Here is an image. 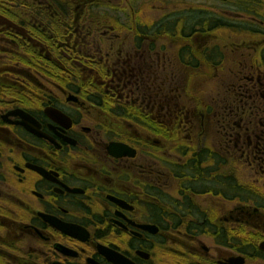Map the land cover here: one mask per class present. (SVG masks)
Segmentation results:
<instances>
[{
  "label": "flooded vegetation",
  "instance_id": "1",
  "mask_svg": "<svg viewBox=\"0 0 264 264\" xmlns=\"http://www.w3.org/2000/svg\"><path fill=\"white\" fill-rule=\"evenodd\" d=\"M119 5L110 0L124 25L139 24L136 43L50 38L48 23L0 29V264H264V212L243 206L241 185L180 173L202 151L192 148L210 116L168 114L175 93L193 94L195 110L223 111L235 147L264 153V0ZM142 23L175 24L150 38ZM206 23L234 38V70L209 57ZM72 48L79 54H65ZM204 87L217 98L199 97ZM184 132L191 149L180 151Z\"/></svg>",
  "mask_w": 264,
  "mask_h": 264
},
{
  "label": "trees",
  "instance_id": "2",
  "mask_svg": "<svg viewBox=\"0 0 264 264\" xmlns=\"http://www.w3.org/2000/svg\"><path fill=\"white\" fill-rule=\"evenodd\" d=\"M41 4L44 3L46 7L41 5L33 6V9L28 8V0H0V8L9 14L12 19H9L3 15H0V29H7L6 27L10 26V23H48L49 27V36L63 38V39H75L78 37H89V38H98V46L104 45V39L111 38V31L115 29H123L120 23H116L114 19L111 17V14L116 17L117 15L123 14L122 12H116L113 10L119 8H111L109 6L110 0H38ZM70 8L69 5L73 4ZM96 4L97 5V13L94 8H89L88 6L84 7V4ZM83 5V6H79ZM60 5V6H59ZM76 7V8H75ZM113 9V10H111ZM5 17L6 20H3ZM96 17L95 23H90V21ZM32 18L33 21L30 19ZM100 23H109L110 26H99ZM122 23V22H121ZM154 24V23H152ZM157 24L164 23H155L153 26L145 25V30L156 31L155 26ZM107 25V24H106ZM162 27V26H159ZM213 28V27H211ZM161 34L169 35L170 31H157ZM99 36V37H98ZM112 44L115 42H111ZM70 42H65V46L68 47ZM73 49V48H72ZM65 54H73L78 55L77 51L66 50ZM209 57L215 61L217 60V56L214 54H210ZM209 59V60H211ZM232 110H227L226 114L229 118H234V114H232ZM180 116V115H179ZM228 133V132H227ZM231 134V133H229ZM233 142V145L231 144ZM235 142L232 138H226L225 146L220 145L215 148L216 150H206V153H200L199 156H195L193 159L188 162L187 166L183 168V171L180 173L186 175L188 178H191L193 182H200L205 185H237L235 180L230 181L229 177L225 175H217L215 180H211L208 182L205 179L210 176V172L217 173H225L230 170V168L235 167L237 165H241L243 162H248L253 165L257 170L256 181L261 182L264 185V153L259 156H250L241 153L240 157L236 156L237 147H235ZM250 148L248 147L247 150ZM260 149L264 150V142L261 143ZM249 152V151H247ZM205 164L210 167L208 171L205 168ZM201 166V167H200ZM213 167V168H212ZM191 168V170H190ZM202 173V175H201ZM199 175H201L199 177ZM259 176V177H258ZM199 177V179H196ZM225 183H222V182ZM230 181V182H229ZM200 184V185H203ZM260 184V183H259ZM258 184V185H259ZM240 196L242 200L243 206L256 204L259 209L264 212V195H260L259 192L254 189H250L244 185L240 187ZM262 200V202H259ZM253 210V209H252ZM254 216H257L256 213L251 212Z\"/></svg>",
  "mask_w": 264,
  "mask_h": 264
},
{
  "label": "rangeland",
  "instance_id": "3",
  "mask_svg": "<svg viewBox=\"0 0 264 264\" xmlns=\"http://www.w3.org/2000/svg\"><path fill=\"white\" fill-rule=\"evenodd\" d=\"M121 1L122 0H117L118 6H120L119 4L121 3ZM117 8H119V7H117ZM94 9L96 10V13L99 10V9L97 10L96 7ZM111 10H113V9H111ZM113 11L124 13L120 8L116 9V10H113ZM155 13L156 14H154V18L156 20L158 18V13L157 12H155ZM0 15H3L5 17L9 18V19H12V17L9 14L7 15V13H5L1 8H0ZM3 16H2V18H4L3 20H6V18L3 17ZM111 17L114 19V21L116 23H120V25L123 27V29L119 28V29H115V30L111 31V35L110 36L112 38H114L115 40L116 39L118 40L115 43L116 44L119 43L120 42L119 39L121 40V38L122 39L129 38V40H128L129 44L131 42L132 43H134V42L136 43V36L137 35L134 32H136V26H137L138 23L135 25V27H130L132 25V23H126L125 25L123 23H121L126 18V14H124V19H123V14H122V16L121 15H117L116 17H114V15L111 14ZM108 24L109 23H100L99 26H103V27L110 26ZM142 24L143 25H148V27L155 25V23L154 24H152V23H142ZM174 24L175 23L157 24L155 26L156 31H152V30H148V29L145 30L146 28H144V31H145L144 35H145V37H150V38H162V37H165L164 34H161V33L157 32V31L168 30V31L171 32L173 27H174ZM183 24H184V27H185V23H183ZM192 24H194V28H195L196 25H200L201 23H192ZM206 24H207V29L209 31V40H210L211 44L215 45V46H212L213 48L211 47L209 53L210 54H214V55L217 56V58H218L217 64L220 65L219 69L222 72L234 70L235 63L233 61H229V58L226 59V53L227 52L225 50V46H227V48L229 47V50L231 51L232 47H230V45L234 42V38L231 37V38H227L225 40L221 39V33H220V30H218L220 25H221L220 23H206ZM159 26H162V27H159ZM211 27H213V28H211ZM130 29H132V30L134 29V31L131 32ZM168 37H170V36L168 35ZM195 38H197V37H195ZM162 44L164 45V48H166V46L168 48H170V45H169L170 42L169 41L168 42H163ZM210 69H212V68H210ZM185 80H187V77H185ZM204 89L206 91H208V88L204 87ZM206 91H204L205 93L202 92L203 94H200L198 96L201 97V98H204L206 100H213V99L217 98V96H218L217 94L209 92V91L206 92ZM174 95L176 97L175 100L177 101V103L173 100L174 98L172 97L173 99L170 102L172 109H170L168 111V114H172L173 117H174L175 112H177V111H178V113L181 112V113H179L180 118L186 116L187 112H192V113H194V112L195 113H200L201 112V113H203V115H205V119H207V117L210 116V121L211 122L209 121V123H208V120H205L204 129H203V131H201L202 132L201 133L202 136L199 137V146L198 147H194L192 149H195V151H197V149L199 147H201L200 150H202V151L200 153H202L203 151L205 152L206 150L215 151L216 150L215 148L219 147V144L225 146V143H226L225 132L231 133L232 134L231 138L234 140V134H233L234 133V129H232V130H229V129L223 130L220 127L219 121L222 118V112L223 111H221V110L218 111V114H217V116L215 118V115L211 114V111L208 113L207 109L206 110H199V109L195 110L194 105H192V103H191L192 97H195L193 94H177V93H175ZM179 107H183V108L180 109ZM184 108H188V109H184ZM190 110H192V111H190ZM232 111H233L232 114H234L235 111L234 110H232ZM187 116H188V114H187ZM213 118H215V121H214ZM230 121H231V124H232L234 122V119L231 117ZM221 125H223V121H221ZM223 133H224V136H223ZM185 134H186V132H184L182 134V136H181L182 140L180 142V151L186 149V147H190V146H188V144H189L188 140L189 139L184 138ZM193 134L197 135L196 132H193ZM193 134H192V136H193ZM196 141H197V138H196L195 142ZM236 141L239 142L238 139ZM260 142H264V141H260ZM231 144L233 145V142ZM245 145H246V143L243 142V140L241 141V149L237 145V152H236V156L237 157H240L241 153H243V155L244 154L248 155L247 152H246L247 148H248L247 147L248 144H247L246 147H245ZM190 149H191V147H190ZM205 168L208 171L210 170V167L207 166V164H205ZM257 172H258V170L253 165L249 164L248 162H243V163H241V165H237L235 167L230 168V170L225 172V173H223V172H221V173L210 172V176L207 177L208 178V182L207 183H209V181H211V180H215L214 178L217 177V175H225L226 177L230 178V181L235 180L237 185H241V186L244 185V186H246V187H248L250 189H254L255 191L259 192L260 195H264V185L261 183L263 181H258V183L256 181ZM178 181L180 182L181 180L179 179ZM168 183H170V180H169ZM222 183H225V182L223 181ZM172 185H175L174 180H173ZM217 200H219V199H217ZM219 201H221V200H219ZM259 202H262V200H260ZM231 208H232L231 205H225V211L226 212L229 209H231ZM248 222L252 223V221H249V220H248ZM259 230H261V228ZM248 235H250L251 237L254 236V235H251V234H248ZM241 236H243L244 239H248L247 234L244 233V232H242ZM262 239L263 238H261L259 236H256L255 238L254 237L252 238V240L256 241L255 242L256 244H258ZM205 245H207V244H205Z\"/></svg>",
  "mask_w": 264,
  "mask_h": 264
},
{
  "label": "water",
  "instance_id": "4",
  "mask_svg": "<svg viewBox=\"0 0 264 264\" xmlns=\"http://www.w3.org/2000/svg\"><path fill=\"white\" fill-rule=\"evenodd\" d=\"M259 248L264 251V243H261Z\"/></svg>",
  "mask_w": 264,
  "mask_h": 264
}]
</instances>
